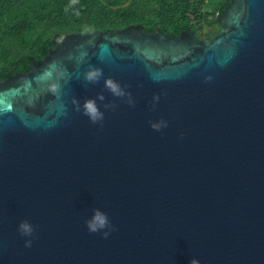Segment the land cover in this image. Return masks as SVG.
Instances as JSON below:
<instances>
[{"label":"water","instance_id":"obj_1","mask_svg":"<svg viewBox=\"0 0 264 264\" xmlns=\"http://www.w3.org/2000/svg\"><path fill=\"white\" fill-rule=\"evenodd\" d=\"M215 19L208 39L140 23L54 34L0 80V264H264V0ZM90 66L133 103L86 82ZM100 93L93 124L73 101ZM93 207L107 239L85 226Z\"/></svg>","mask_w":264,"mask_h":264},{"label":"trees","instance_id":"obj_2","mask_svg":"<svg viewBox=\"0 0 264 264\" xmlns=\"http://www.w3.org/2000/svg\"><path fill=\"white\" fill-rule=\"evenodd\" d=\"M230 0H0V80L27 69L54 45L53 35L140 23L143 30L214 36Z\"/></svg>","mask_w":264,"mask_h":264},{"label":"clouds","instance_id":"obj_3","mask_svg":"<svg viewBox=\"0 0 264 264\" xmlns=\"http://www.w3.org/2000/svg\"><path fill=\"white\" fill-rule=\"evenodd\" d=\"M84 79L88 83H98L101 80L104 82V87L115 97H128V102L133 103L130 94L126 93L121 85L114 81L110 77H104L103 70L101 68L90 66L84 72ZM50 87L53 90H58V85L52 84ZM105 97L103 93L98 94L95 98H89L81 106L78 101H73V104L77 106L78 110L80 107L83 108V114L86 115L93 124H97L103 121L104 111L101 110L100 104L97 101H104ZM159 101V97H154V103ZM150 127L155 131H160L168 127V121L160 119L150 123ZM85 226L90 233H99L105 239H107L111 233L115 230V226L112 224L108 214L100 207H93L90 215L85 219ZM17 230L23 236L25 247L32 246V237L35 233L34 225L28 220H22ZM189 264H200L199 259L191 258Z\"/></svg>","mask_w":264,"mask_h":264},{"label":"flooded vegetation","instance_id":"obj_4","mask_svg":"<svg viewBox=\"0 0 264 264\" xmlns=\"http://www.w3.org/2000/svg\"><path fill=\"white\" fill-rule=\"evenodd\" d=\"M198 38H200V37H198ZM200 39H203V38H200Z\"/></svg>","mask_w":264,"mask_h":264}]
</instances>
